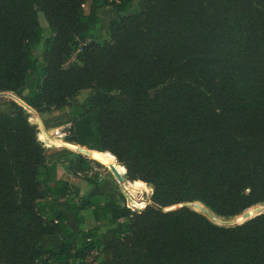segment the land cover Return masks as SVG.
Instances as JSON below:
<instances>
[{
    "label": "trees",
    "instance_id": "16d2710c",
    "mask_svg": "<svg viewBox=\"0 0 264 264\" xmlns=\"http://www.w3.org/2000/svg\"><path fill=\"white\" fill-rule=\"evenodd\" d=\"M133 2L0 0V91L20 95L31 80V106L55 115L82 86L98 88L68 112L76 144L66 146L113 156L128 180L150 185L153 202L101 206L116 227L88 262L100 224L72 236L51 199L80 207L65 179L51 181L41 131L10 101L0 111V264H264V212L234 226L210 220L264 208L255 206L264 202V0H145L101 41L103 8L124 13ZM38 11L52 36L43 38ZM193 201L210 210H163ZM55 233L72 241L39 246Z\"/></svg>",
    "mask_w": 264,
    "mask_h": 264
},
{
    "label": "rangeland",
    "instance_id": "374dc122",
    "mask_svg": "<svg viewBox=\"0 0 264 264\" xmlns=\"http://www.w3.org/2000/svg\"><path fill=\"white\" fill-rule=\"evenodd\" d=\"M144 1L145 0H134L132 8L124 13H117L115 11L114 5L105 6L103 8L101 16L98 17V21L101 23V41L110 40L109 28H110V21L112 19L117 20L122 15L126 16L133 14L137 7V4ZM36 19L39 25L43 28V38L52 36L49 23L45 18L44 13L38 11L36 14ZM78 51L79 49H76L70 54L65 65H69L73 62ZM30 83L31 80L26 84L25 89L20 93V95H17L11 91H0V111L9 112L6 105L8 104V102L14 101L17 105H19L22 109H24L27 112L28 120L30 121V123L36 126L37 132L41 131L45 143L49 146H47L41 139L39 141L42 143L44 147L47 148V151L51 147H62L66 149L68 152H72L73 154L77 155L79 159H87L89 161L90 163L89 167L92 171V175H90L92 183L89 184L90 192L87 194V196H83V197L68 194L69 195L68 197L72 199L73 203H75L80 207L79 209L80 214L78 212L70 213V211L67 208V213L69 217L67 218L66 222L73 232L72 236L75 238L80 235L81 231H88L89 229L97 227L100 224V227L98 229V237L92 240V241H96V244L94 247L88 250L86 256L88 262L96 263L99 261L100 258H102V252H101L102 245L109 238L113 236L116 223H109L106 217L103 216L104 214L105 215L107 214L110 217L109 219L111 220L113 218V215L110 211H105L104 213L101 212L100 214L97 208L92 207L93 205L91 204V201L92 202L94 201L93 197H96L97 195L98 196L101 195L100 193L101 191H103L105 194V196L102 195L101 197L103 202L114 201L118 203L120 207H126L131 211H140L146 205H153V202L151 201L152 188L150 187V185L146 184L143 181H136L133 183V181L128 180L125 171H123L120 166L121 163L119 164L118 161L109 154L104 153V155L101 158H99L100 161H98L95 158H92L91 156L87 155L86 153L80 152L81 145L78 146L79 144L69 147L66 146L69 143H75L73 141L70 142V138L72 137V122L68 116V112L74 111L73 108L74 105H85L87 108L89 97L95 91L99 90L98 88H93L90 87L89 85L82 86L75 93H73L72 96L68 98L69 105L67 107V111L64 112V114L62 115L55 116L58 114L50 115L47 112H39L33 106H31L30 99L26 96V92ZM109 95H112V93H109ZM91 113L92 111L88 109L84 114V116L90 115ZM78 118H80V116ZM56 129L60 131L69 132V134L65 137V139L57 137L58 139H62L64 141L55 138L56 137L55 132L53 131H55ZM82 147L87 148L86 146H82ZM84 175L87 176V174H83V176ZM126 182L131 185L138 184L136 187L138 193H134V194L129 193L130 191L126 188ZM132 200H135L138 203H144L143 207L138 208L131 202ZM188 203H192V205L191 204L188 205ZM262 204L264 205V202L257 204L255 206L258 205L261 206ZM182 205L190 207L191 209H196L199 212H202L204 210H208V211L210 210L208 207H206L204 204H202L199 201L183 202V203L171 205L169 207H164L163 210L174 209ZM86 206L92 207L90 209V212L88 213L84 212V214L83 213L81 214V210L83 211L84 207ZM92 210H94V212H92ZM262 211H264V208L256 211L255 214ZM238 215L232 216L230 218L235 219ZM80 217H82L83 219L80 220ZM220 217L216 216L212 219L213 220L220 219ZM235 223H238V221H235ZM68 241L69 242L72 241L71 238L67 240L65 239L64 236H62V234L55 233L52 235L44 236L40 240L39 246L42 247L45 245H51V246H55V248L58 249L62 246H65L66 243H68ZM69 247L73 253H75L78 250V245L74 244V241H73V245H70ZM76 262L77 259L74 258L73 263L75 264Z\"/></svg>",
    "mask_w": 264,
    "mask_h": 264
},
{
    "label": "crops",
    "instance_id": "0c3cea01",
    "mask_svg": "<svg viewBox=\"0 0 264 264\" xmlns=\"http://www.w3.org/2000/svg\"><path fill=\"white\" fill-rule=\"evenodd\" d=\"M62 114L64 113L55 116H59ZM58 140H62V139H58ZM80 148H81L80 152L86 153L87 155L91 156L92 158H95L98 161H100L99 158H101L104 155V153L102 152H94L92 149H88L82 146H80ZM47 163L49 164V167L51 169V174H52L51 181H54L56 179H65L67 181L68 187H67L66 197L69 196L68 194L83 197V196H87V194L90 192L89 184L92 183L90 176L92 175V171L90 167L87 169H82L81 161L77 155L73 154L72 152H68L66 149L62 147H51L47 151ZM83 174H87V176L86 175L83 176ZM100 194L101 195L99 196L97 195L96 197H93L94 202L97 203L98 205L92 207L97 208L98 212H100L101 214V212L103 213L105 212V210L102 209L101 206L105 205L107 202H103L101 199L102 195L105 196L104 192L101 191ZM64 201L65 200L59 199L58 197L51 199V202L53 203L55 209L66 214L68 218L69 215L67 213V205ZM92 207L91 206L84 207L83 211L81 210V214L82 213L84 214V212L86 213L90 212V209ZM92 212H94V210H92ZM78 213L80 214L79 211ZM103 216H105V214ZM81 219L83 218L80 217V220Z\"/></svg>",
    "mask_w": 264,
    "mask_h": 264
},
{
    "label": "water",
    "instance_id": "95a60500",
    "mask_svg": "<svg viewBox=\"0 0 264 264\" xmlns=\"http://www.w3.org/2000/svg\"><path fill=\"white\" fill-rule=\"evenodd\" d=\"M192 205V203H188V205ZM193 210H195V211H197L196 209H193ZM199 212V211H198ZM264 211H262V212H259V213H257V214H254L253 216H251V217H248V218H246V219H244V220H242V221H238V223H235V221H237V219L235 218H224V217H220V216H218V217H220V219H215V220H212V219H210L213 223H215V224H217V225H220V226H234V225H236V224H241V223H243L244 221H246V220H248V219H250V218H252V217H254V216H256V215H258V214H261V213H263ZM203 214V213H202ZM205 215V214H204ZM206 216V215H205ZM207 217V216H206ZM208 218V217H207Z\"/></svg>",
    "mask_w": 264,
    "mask_h": 264
},
{
    "label": "bare ground",
    "instance_id": "6f19581e",
    "mask_svg": "<svg viewBox=\"0 0 264 264\" xmlns=\"http://www.w3.org/2000/svg\"><path fill=\"white\" fill-rule=\"evenodd\" d=\"M137 185L138 184H136V185H131V184H129V183H127L126 182V188L130 191L129 193H138V191L136 190V187H137ZM146 186V185H145ZM141 187V186H140ZM137 195V194H136ZM139 195V194H138ZM140 201V200H139ZM135 206H137L138 208H142L143 207V205H144V203H138V202H136L135 200H132L131 201ZM246 211V210H245ZM244 211V212H245ZM244 212H242L240 215H238L237 217H236V219H237V221H242L243 219H246V218H248V217H251V216H253L252 214H248V215H245V213Z\"/></svg>",
    "mask_w": 264,
    "mask_h": 264
},
{
    "label": "built area",
    "instance_id": "2783aa9c",
    "mask_svg": "<svg viewBox=\"0 0 264 264\" xmlns=\"http://www.w3.org/2000/svg\"><path fill=\"white\" fill-rule=\"evenodd\" d=\"M54 132H55L56 137L62 138V139H65V137L69 134L68 131H60L58 129H56Z\"/></svg>",
    "mask_w": 264,
    "mask_h": 264
}]
</instances>
